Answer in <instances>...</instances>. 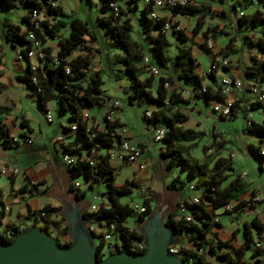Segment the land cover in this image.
<instances>
[{"label": "trees", "instance_id": "1", "mask_svg": "<svg viewBox=\"0 0 264 264\" xmlns=\"http://www.w3.org/2000/svg\"><path fill=\"white\" fill-rule=\"evenodd\" d=\"M49 0H0V6L3 8H12L16 4L21 5L26 10V14L20 17L22 21L21 25L24 29H20L19 25L10 23L7 18L3 19L6 31L4 33L5 40L11 45L15 46L14 42H19L22 47L18 53L21 59L26 61V66L23 71L16 76V79L24 83L31 92L36 95V105L40 110L44 112L47 109L44 105L49 100L54 99L57 104V109L62 115L68 114L69 124L63 127V131H69L74 133L70 142H65L61 147L63 152L69 153L74 157L71 164L65 165L69 176V183L67 188L73 194V198L80 200L83 197V192H78L74 189V178L77 176H83L85 180L101 182L106 185V203L100 202L96 212L86 214L82 211V215L91 216L92 220L103 222L105 228L111 225L114 229V233L118 236V241L110 243L109 246L115 247V250H124L131 253H138L144 250L142 245L137 247V243H142L143 234L138 228H129L124 224L126 217L133 211L128 207L127 202L122 200L121 197L130 191L129 184L132 182L125 181L122 185L116 186L114 181L115 168L110 165L109 149L117 147L120 140V136L115 131L118 127V123L115 120H107L102 117L103 128H97V125L89 123V117H83V113H86L85 109L88 106L101 107L106 104L109 99H103L101 97V85L103 83L99 70L93 69L89 65L88 57L86 55L76 54V51L83 47V36L87 35L93 38V33L89 30L86 23L77 17H71L68 20L69 31L64 37L58 38L56 45L57 50L55 55H50L51 48L49 46H43L46 39L55 38L58 35L60 29L65 25V21L61 18L63 14L56 8H53ZM116 0H103L99 5V10L106 13L98 18L99 24L104 27V33L108 35L112 41L120 48L123 49V56L121 62L123 64V72L128 80V96L129 102L131 99H135L138 104L149 105L155 103L158 108L151 110H144L143 115L146 120L152 123L154 129L163 128L164 134L159 140L163 144V148L160 150V156L166 160V168L178 167L179 173L173 177L170 182L165 186L166 189L174 187L177 191L179 186L174 182L179 180V174L186 172V178L191 179L197 173L198 170L195 167L198 165L184 155L185 148L179 141L188 139L195 136V130L191 128H183L181 124L187 120V116L177 109H173L178 103L185 102L182 98L180 91L183 89H176L172 87V80L168 78H160L155 88L154 94L151 93V76L140 78V73L135 66V61L140 60L142 57L138 44L132 40L130 36L131 23L130 19L124 17L123 10L117 5L118 12L113 14L110 10L109 3ZM132 1V0H131ZM255 0H245V3H239L241 8L248 6L250 3L260 7L261 9H255L251 13H241L237 16L238 25H244L247 28H254L264 22L262 16L264 6L261 0L258 4H254ZM43 6L48 12L49 19H39L37 27H34L33 23L29 20V15L34 10L38 14L42 11ZM234 8L236 7L233 2ZM173 14H192L193 7L189 4V0L184 6H176L170 9ZM149 10L144 8L141 23L145 30L149 29L150 22L158 28V33L154 37H149V41L152 43L151 58L156 62L159 67L165 66L166 62H169L172 67V72L177 79L183 80L188 83V89L183 92L186 97L202 98L205 103L215 93L220 99L224 95L221 92L220 83L214 89L209 86H203L201 84V76L195 72L197 67L196 60L191 56L190 49L188 47L178 48L172 55L168 56L164 53L163 49L167 46V41L163 37L162 32L159 30V26L164 20H170L166 18H159L157 21H153L148 17ZM202 17V16H201ZM199 16L191 29L193 35L197 34L202 26V20ZM177 25L173 22V26ZM216 26L206 27L202 31V36L207 34H214ZM174 36L180 40L185 41L186 37L182 31L178 29H171ZM28 32H32L34 36L39 40L42 51L46 54L44 59H37L41 62V66L36 64L34 69L30 68L29 59L26 56V52L30 48V42L26 38ZM246 47L253 49L255 53L259 54V57H252L254 64L248 65L244 68L243 74L245 77H250L254 81L264 82V36L256 37L255 39H249L245 41ZM228 45V43H227ZM226 45V46H227ZM56 60V62L54 61ZM225 60V59H220ZM227 61V60H226ZM227 67L224 65L214 63V60L210 63L209 69L205 72V76L213 78L214 73L217 71V66ZM68 67V71H66ZM142 68V67H141ZM32 77L34 81H32ZM164 82H168L169 87L164 86ZM255 83V82H254ZM256 84V83H255ZM2 85L0 84V87ZM204 89V91L202 90ZM186 91H189L187 94ZM264 108V101H252L247 109ZM5 110V106L0 105V113ZM149 111V115H145V112ZM167 113V115L164 114ZM88 115V114H87ZM234 116V112L231 107V112L228 117ZM3 118L0 117V144L3 148H12L18 145V140L9 135L8 129L1 122ZM75 123V129L72 131L70 125ZM22 127H26V120L20 119ZM245 129L256 135L258 139L257 145L247 144V150L249 154L258 162V169H261V163L264 160V154H260V144L264 141V123H258L251 119H247ZM27 130H30L28 127ZM62 135V134H61ZM63 137V135H62ZM22 141L28 137L22 136ZM157 142V141H156ZM82 148L80 150L79 148ZM225 168H229L228 160L225 158H219L215 161L211 168V171L207 172V176L198 178V180L192 184L194 187L200 188L199 201L197 203H187L182 199L185 205V211L190 215V219L186 220L182 216H178L176 213H166L164 216V222L167 224L175 235L179 238L182 234L189 235V240L192 242L194 248L182 249L183 253H186L187 257H191L189 264H212L204 259V253L206 250L212 252V246L209 243V238L206 237L209 234L212 225L219 226L214 210L221 209L222 206L228 204L231 201H235L231 210L222 211V213L233 212V210L242 206L244 203L239 200V194L234 191L242 185V181L238 175L229 180L226 184L221 186L226 175L223 173ZM193 187V188H194ZM244 189L242 190V192ZM241 192V193H242ZM123 202H122V201ZM145 211L138 213V219L143 222L145 217L151 212L148 205L144 204ZM177 205V203H176ZM2 207L0 211L4 210ZM60 207H52L47 204L41 206L35 214L36 219L41 221L38 226L45 232L49 233V227H59V237L67 235V224L65 219L59 214ZM58 215V219H53L52 216ZM2 215L0 213V219ZM38 223V221L36 222ZM62 224V226H61ZM11 230V231H10ZM13 230V231H12ZM19 231L16 227H12L10 224H4L0 230V238L9 242L13 236ZM238 230H234V235ZM113 233V234H114ZM215 235V233H212ZM241 235L243 238L242 244L234 248L228 241H217L218 251L213 253V257H216V263L218 264H251L254 261H260L258 255L263 253L264 250L260 248V242H264V221H260L256 216L252 217L248 222H244L241 228ZM56 243L59 246L70 245L69 239L60 241L54 237ZM233 238V237H232ZM182 240V239H181ZM114 241V240H113ZM96 243V242H95ZM96 253L98 259L102 256L99 254V250L103 246V241L100 239L96 244ZM206 245V250L202 253L203 246ZM246 251H248L246 255ZM246 256V258H245ZM218 261V262H217ZM188 264V263H187ZM264 264V262H263Z\"/></svg>", "mask_w": 264, "mask_h": 264}, {"label": "crops", "instance_id": "2", "mask_svg": "<svg viewBox=\"0 0 264 264\" xmlns=\"http://www.w3.org/2000/svg\"><path fill=\"white\" fill-rule=\"evenodd\" d=\"M102 1L103 0H49V4L53 8L58 9L63 14L61 18L65 21V25L58 32L57 37L46 39L43 46H49L51 48V46L54 45L55 47L51 48L50 55H55L57 50L56 42L58 38L64 37L68 34L69 26L67 23L71 17H77L84 21L89 30L93 33V38L87 35L83 36V47L77 50L76 54L86 55L88 57L90 67L99 70L101 78L103 75L106 77L112 76L114 82L118 85L119 90H121V92L124 94V101L115 96L112 97L111 94H108L106 91H104L101 94V97L104 100H117L119 101V105L109 108L104 104L101 107L93 106L94 108L92 110L88 108L85 109L89 117L88 122L93 123L97 125V128L102 129V117L106 112L109 111L110 119L117 121L119 124L115 131L118 133L120 127L125 129L120 138L127 139L130 144H139L142 147V153L140 154L138 161L133 163L129 176H127L121 183H114L116 186H120L125 181L132 182L133 184L128 185L130 190L131 187L139 186L140 191L143 194V200L145 201V199H153V194L151 192L146 194L145 189L147 186L153 185L154 179H161V183L164 185V187L168 183L167 171L165 167L166 160L163 158L162 163H160L158 167V176L154 172H147L137 169V163L143 162L146 164V162L142 161L140 157H142L147 147H152L155 150V153H158L159 156L160 150L163 148V144L160 143V141H157L158 143L153 141L152 136L155 129L153 128L152 123L148 122L146 117L143 115L144 110L157 109L158 106L155 103L144 106L142 104H138L135 99H131L130 102L129 99H127L129 93V83L123 72L124 67L121 62L123 49L118 47L112 41V39L104 33V27L98 22V18L106 14L99 10V5ZM233 2L236 5L235 8L233 6ZM240 2L244 4L245 0H189V4L193 7V9H197L193 11L192 14H173L172 11L165 6L145 4L144 0H116L114 3L123 10L121 19L124 17L130 19L132 26L130 36L132 40L138 44L142 56L148 55L151 57L152 43L149 41V37H154L158 33V28L153 25V22H150L149 29L145 30L143 28L141 17L144 8L155 11L161 18L170 19L172 22H175L185 35L186 40L180 41L174 36L172 31H165L162 33L163 37L167 41V46L163 49L164 53L168 56H172L178 48L188 47L190 49L191 56L197 62L195 72L201 76V84L203 86H209L214 89L217 85H219L222 78H229L234 82H239V87L232 85L221 99L215 93H212L208 103H205L208 107L207 109H209L214 104L222 105L226 102H231V107L235 114V108L241 106V98L239 96L240 91L243 90L248 94V105L254 101V95L247 89L248 83L255 82L256 85L264 91V82L257 80L254 81L250 77H245L243 74V70L246 66L254 64L252 57H259V54L255 53L253 49L246 47L245 41L264 36V22L254 28H247L244 25H238L237 22V16L240 13H251L255 9L260 10L261 8L251 3L248 6L241 8L239 5ZM25 14L26 10L23 7V11L19 17ZM132 14L134 15L135 22L130 18V15ZM199 16H202V26L198 33L193 35L191 29ZM39 19L50 21L48 12L45 10V6H43L42 11L39 12ZM8 21L13 23L9 19ZM209 26L217 27L215 33L212 35L209 33L203 37L202 31ZM19 27L21 30L24 29L23 25H19ZM3 44L7 46L6 41L3 42ZM12 47L15 48L17 53L21 48H18V46ZM199 55H204L207 60V64L204 66L205 68L199 67V60L197 57ZM222 58L228 61L227 67H221L220 65L217 66V71L214 73V77L212 79L205 76V72L209 69L210 63L214 60V63L220 64V59ZM17 59L24 60L21 58ZM29 63H35L41 66V62H38L36 59H29ZM6 66L5 60L0 59V77L4 75L8 84L12 86H18L19 82L17 81L16 76L23 71L24 67L26 66V61L24 64H22L17 60L14 66L12 68L8 67L9 70L5 71L4 73L3 68ZM135 66L140 73L141 79L148 77V75L141 68V59L135 61ZM160 70V75L158 77H151L152 81L150 91L152 94H154L155 88L160 78H168L172 80V87L176 89H183V91L188 89L189 85L187 82L175 77L169 62H166L165 66L160 67ZM0 84L2 85L0 87L1 90L4 84L1 79ZM22 88L25 91L27 97H30L31 100H34V98L36 99V94L33 92L29 93V88L26 85L25 87L22 85ZM183 91H180V94L185 102L178 103L173 109H177L179 112L187 116L188 111L195 110L194 105L192 104L198 98H188ZM35 107L39 118L45 121V112L40 110L37 105ZM44 108L49 111V104L47 102L45 103ZM246 108H248V106ZM20 109L21 108H19V110L12 115L6 114L1 120V122L8 129L9 135L15 137L18 140V145L12 148H3L0 144V161L5 163L9 172L12 168L17 167L18 173L10 174L8 172L6 174H0V178H4L3 180H0V209L5 206L7 207V209L0 211L2 215V218L0 219V230L3 228L4 224H10L12 227H16L19 230L30 224L39 226L41 221L36 219L35 214L32 213L37 211L41 206L47 204L52 207L62 208V206L66 204L64 203L65 199L68 198L72 201L76 200L73 198L72 192H70L67 188L69 183L68 172L61 159L58 160V157H56V154L61 156V151L59 147L54 144V139L61 134L63 135V140L65 142H70L72 139L74 133L63 131L62 129L69 124L68 114L63 115L60 119H58L53 129L52 135L46 137L45 133H43L41 128H39V123V127H37V130H35L34 125L25 114L20 116ZM257 109L260 110V119L255 122L264 123V108ZM247 110L248 109H246V111ZM196 112H200V109L197 108ZM164 114L167 115L166 112H164ZM208 114L212 116L214 113L211 112ZM246 115L248 117L250 116V113L248 112ZM247 117L245 118L246 123L247 119H250ZM20 119L26 120L27 128L21 126ZM66 119L68 121H66ZM186 121L183 122L181 126L183 128L194 129L189 126H185ZM48 124H53V118ZM132 126H136L137 129L140 130V133L132 132ZM28 127L30 130H27ZM148 133L149 138L147 136ZM22 136L30 138L31 142L29 144L23 142ZM37 136L40 137L39 141H36L35 139ZM258 143L259 142L257 139V143L252 145H257ZM260 147H264V141L260 144ZM50 148L55 152V156L49 152ZM79 149L82 150L81 147ZM115 149L116 147L109 149L108 151ZM38 151H48L49 159H44L35 154V152ZM209 151L210 150L207 149L205 153L207 154ZM109 162L110 165L115 168V170H119L121 167L126 165L117 163L113 160H110ZM238 171V177H240L241 181L245 184L244 191L241 193L238 199L244 204L233 210L232 213L234 216L230 217V221L232 223H229L227 227H224L221 224L219 216L216 213L217 210L220 209L214 210V214L216 215L215 219L218 220L220 225L211 226L209 234L206 237H208L210 240L209 243L212 246V252L206 250V253H204V259L211 262L212 264L218 263L212 261L209 257L213 256V253L223 251L222 248L219 250L216 248V243L218 240L228 241L229 244L236 248L240 246L243 241L241 228L244 222H248L254 216H256L258 220L264 221V198L262 195L264 192L263 184H259V188L252 186L251 181L248 180V175L245 170L240 169ZM242 171L245 172V175H242ZM259 171L260 173H258V177H260L264 171V160L261 163V169ZM199 187L201 188V186ZM200 188H197L198 192H200ZM154 190L158 191L157 189ZM166 190L170 191L171 193H177V195L179 194L174 187H170V189ZM78 192H83L84 195V189H80V186L78 188ZM198 192H196L193 196L197 195ZM251 195L257 196L258 200H252ZM76 201L79 202L82 210L85 211L86 206L83 204L82 199L80 198V200ZM100 202L106 203V196L105 199ZM170 212L175 213L173 209L169 210L167 213ZM220 212L222 211L220 210ZM85 217L88 220V223L93 225L97 234L104 231L105 224L103 222L92 220L91 216L86 214ZM234 217L236 218L235 222L233 221ZM52 218L58 219V215H53ZM37 221L38 223H36ZM52 227L53 226H50L49 229ZM57 230L59 233V227H57ZM234 230H238V232L232 235ZM212 233H215V235H212ZM210 236L214 237L213 240H211ZM181 239L183 241L185 239L189 241L186 243L182 242V246L190 249L194 248L192 242L189 240V235L182 234V236H180V240ZM113 242H115V240ZM260 248L264 250L263 241L260 242ZM113 251L114 250L110 252ZM204 251L205 250L203 246L202 253ZM247 253L248 251H246V255ZM261 256H264V254L261 253L258 255L259 258Z\"/></svg>", "mask_w": 264, "mask_h": 264}, {"label": "rangeland", "instance_id": "3", "mask_svg": "<svg viewBox=\"0 0 264 264\" xmlns=\"http://www.w3.org/2000/svg\"><path fill=\"white\" fill-rule=\"evenodd\" d=\"M23 8L21 5L16 4L12 8H3L0 6V59L5 60V64L7 65L3 68V72L12 68L15 62L18 60L22 64H24V60H19L16 57L15 48L9 45V43L5 40L4 33L6 31V27L4 26L3 19L8 18L16 25H21L22 21L20 20V14L22 13ZM131 19L135 22L134 15H130ZM6 41L5 46L3 42ZM15 46L18 48L22 47L19 42H14ZM55 46L52 45L51 48ZM199 60V67L205 68L204 66L207 64V60L204 55L197 56ZM9 67V68H8ZM25 68V67H24ZM1 81L4 83L2 89L0 90V105L5 106V110L0 113V117L3 118L6 114H14L19 108L20 116L25 114L34 125V129L37 130L38 123L40 124L41 130L45 133L46 137H49L53 133V129L58 121L63 115L59 113L57 109V104L54 99L49 100L47 103L49 104V112L53 118V124H48L44 120L40 119L36 112V99L31 100L30 97H27L25 91L22 88V85L25 84L18 81V86H12L7 83L5 76L0 77ZM103 83L101 85V94L106 91L108 94H111L112 97L120 98V100L124 101V94L119 90L118 85L114 82L112 76L106 77L103 75L102 77ZM31 92V89L28 90ZM239 96L241 98V106L235 108V114L232 117L220 118L216 113L212 112L211 108L207 109L205 102L203 99L198 98L192 105H194L195 110L188 111L187 116L188 120L185 123V126H189L194 128L196 134L193 137L188 139H183L179 141V143L184 146L185 152L184 155L191 159L193 164L194 162L198 165L195 169L198 170V173L191 179H187L185 175V171L179 174V180H176L174 183L178 185V195L177 193L170 192L166 190L164 185L161 183V179H154L152 186H147L145 191L146 194L152 193L153 199H145L144 204L148 205L150 210H153L156 206H164L162 214L163 218L166 213L173 209L175 213H178L176 203H179L183 198L188 199L193 196L197 191V187L190 189L189 186L194 184L198 178L207 176V172L211 171L212 166L215 161L219 158H225L228 160L229 168H225L223 173L226 175V178L221 183V186L226 184L229 180L235 177L238 174V170L244 169L248 175V180L251 181V185L259 188V184H263L264 186V171L260 177H258V173H260L258 169V162L249 154L247 150V144H255L257 143L256 135L252 132H249L245 129L247 117V113H250V116L247 118L253 119L257 121L260 119V110L248 109L246 111V107L248 106L249 96L245 91H240ZM88 109L92 110L93 106H88ZM200 109V112H196V109ZM214 113L210 116L208 113ZM66 121H68L66 119ZM199 122V123H197ZM197 124V125H196ZM131 131L134 133L139 132L136 126L131 127ZM140 133V132H139ZM138 133V134H139ZM149 138V133L147 134ZM36 141H39L40 137H35ZM41 142V141H40ZM158 143V142H157ZM160 143H162L160 141ZM209 149V153H205L206 150ZM154 151V152H153ZM52 155L55 156V152L50 148L49 150ZM35 154L39 155L44 159H49L48 151H38ZM58 160L61 159V156L56 154ZM142 161H145L144 171L154 172L155 174H159L158 167L160 163H162V157L155 153V150L152 147H147L146 151L143 153L142 157H140ZM231 159V160H230ZM62 161V159H61ZM1 162V161H0ZM134 163V162H133ZM133 163L126 164L121 167L119 170H115L114 173V181L115 183H121L123 180L129 176L130 170L132 168ZM167 171V182L179 173L178 167L174 168H166ZM4 178H0L3 180ZM73 181H76L80 189H84V195L82 197V202L88 209L90 204H97L98 202L105 199V191L106 185L101 182L94 181H86L83 176H77ZM145 183V182H144ZM167 183V184H168ZM146 184V183H145ZM144 186V185H143ZM146 186V185H145ZM245 188L244 182L239 188L235 189L236 194H241L242 190ZM157 189L158 191H155ZM264 198V192L262 193ZM124 201H132L138 206L143 203V194L140 191V187H131V190L124 194L121 197ZM69 201V199H65L64 203ZM231 204L234 201L230 202ZM219 216V220L224 227H227L230 221V217L234 216L232 212L222 213L220 210L216 212ZM233 221H236L234 217ZM124 224L129 228H138L142 224V222L138 219V212L132 211L125 219ZM49 234L53 237L58 238L60 241H64L67 239V236L59 237L57 227H52L49 229ZM211 240H213V236H210ZM95 242L99 241L98 237H94ZM113 240L118 241V236L114 233L111 234L109 242L112 243ZM189 242L188 240H180L177 246H182L181 243ZM106 245L103 247L101 256H105L108 252L106 251ZM206 245L204 246V250H206ZM212 261L216 262V257H209ZM260 261H252L251 264H263L264 256H261ZM218 262V261H217Z\"/></svg>", "mask_w": 264, "mask_h": 264}, {"label": "water", "instance_id": "4", "mask_svg": "<svg viewBox=\"0 0 264 264\" xmlns=\"http://www.w3.org/2000/svg\"><path fill=\"white\" fill-rule=\"evenodd\" d=\"M145 217L139 229L144 250L131 253L114 250L98 259L94 236L87 227L78 201L64 204L59 214L67 224V246H59L48 232L35 224L20 229L7 242L0 238V264H186L178 255L168 252L180 238L164 222L163 214L155 210Z\"/></svg>", "mask_w": 264, "mask_h": 264}, {"label": "built area", "instance_id": "5", "mask_svg": "<svg viewBox=\"0 0 264 264\" xmlns=\"http://www.w3.org/2000/svg\"><path fill=\"white\" fill-rule=\"evenodd\" d=\"M145 4H152L155 6H165L166 8H168L169 10L176 7V6H184L187 4L188 0H144ZM260 2H262V5L264 6V0H261ZM259 1L255 0L254 4H258ZM109 7L110 10L113 14H117L118 12V7L114 2H110L109 3ZM241 14V13H240ZM263 18H264V11L262 14ZM148 17L151 18L153 21H157L159 18H161L155 11L153 10H149L148 13ZM29 20L33 23L34 27H37L38 25V21H39V14L36 11H32L31 14L29 15ZM178 29L179 26L175 25L173 26V22L171 20H164L161 25L159 26V30L160 32L164 33L165 31H170L171 29ZM26 38L29 40L30 42V48L29 50L26 52V56L28 59H44V57L46 56V54L42 51L41 49V45L39 43V40L34 36V34L32 32H28L26 35ZM17 58H21L20 54L17 53ZM54 61L56 62V60L54 59ZM221 63L226 65L227 61L226 60H221ZM36 67L35 63H31L30 64V68L34 69ZM141 67L144 70V72L151 77H158L160 75V67L156 64V62L149 57L148 55H143L141 57ZM66 71H68V67H66ZM32 81H34V78L32 77ZM232 85H236V87H239L240 84L239 82H234L229 78H222L220 80V86H221V92L223 94H225L228 89L232 86ZM164 86L165 87H169L168 82H164ZM247 89L248 91H250L253 95H254V101H264V91L261 90L254 82H250L247 85ZM202 90L204 91V89L202 88ZM186 93L188 94L189 91H186ZM107 106L110 108L112 106H118L119 105V101L117 100H107L106 101ZM212 112L216 113L220 118H226L228 117L229 113L231 112V102H226L222 105H218V104H214L211 107ZM145 115H149V111L145 112ZM83 117H87V113H83L82 115ZM105 119L107 120H111L110 119V114L109 111L106 112L104 115ZM45 121L50 123L52 121V117L49 111L45 112ZM70 129L73 131L75 129V123H73L72 125H70ZM125 129L123 127L119 128V132L117 133L120 137L121 135L124 133ZM164 129L163 128H157L154 130L152 139L154 142L159 141L163 134H164ZM14 139L16 140V138L14 137ZM25 143H30L31 139L30 138H26ZM65 143V141L63 140L62 135H58L55 139H54V144L59 147L60 149V153H61V159L62 162L64 163V165H68L71 164L74 160V157L69 154V153H65L62 150V145ZM65 145V144H64ZM109 153V159L113 160L117 163H122V164H129V163H133V162H137L138 158L140 156V154L142 153V147L139 144H130L127 139H121L119 140L117 147L115 150H111L108 152ZM260 154H264V147L260 148ZM145 168V163L140 162L137 163V169L139 170H143ZM8 168L5 165V163L0 162V174H6L8 173ZM10 174H17L18 173V168L14 167L10 170L9 172ZM242 175H245V172L242 171L241 172ZM73 187L74 189L79 188V184L74 181L73 183ZM193 185L191 184L189 186L190 189H193ZM252 200L257 201L258 197L255 195H251ZM187 203H197L199 201V195H195V196H191L190 198L185 200ZM100 202H98L97 204H90L88 209H86L85 207V212L86 214H90L92 212H96L98 209V205ZM127 205L128 207H130L133 211H136L138 213H143L145 211V206L144 205H140L138 206L137 204L133 203L132 201H127ZM234 203L231 204L230 202L224 206L221 207V211H229L232 209ZM5 209H7V207H4ZM177 209H178V216H182L184 219L189 220L190 219V215L184 210L185 209V205L182 202V200L177 203ZM92 218V217H91ZM215 219V218H214ZM87 227L89 229V231L92 233V235L94 237H98L99 240L101 239L103 241V246L101 247V249L99 250V254L101 255L102 249L103 247L106 245V251L110 252L112 250H115V247H111L109 246V240L111 237V234L114 233V229L111 225L108 226V228L106 227L104 229V231L100 232V233H96V230L94 229L93 225H91L90 223H88L87 220ZM96 244V243H95ZM143 244L142 243H137V247H141ZM183 247L181 246H177V245H170L168 247V252H170L173 255H178L179 257H181L185 263L189 264L191 262V257H187L186 253L182 252Z\"/></svg>", "mask_w": 264, "mask_h": 264}, {"label": "flooded vegetation", "instance_id": "6", "mask_svg": "<svg viewBox=\"0 0 264 264\" xmlns=\"http://www.w3.org/2000/svg\"><path fill=\"white\" fill-rule=\"evenodd\" d=\"M72 203V200H69V201H67L66 202V205H68V206H70V204ZM164 207H166V205L164 204V206H156V211H160L161 213H162V211H163V209H164Z\"/></svg>", "mask_w": 264, "mask_h": 264}]
</instances>
